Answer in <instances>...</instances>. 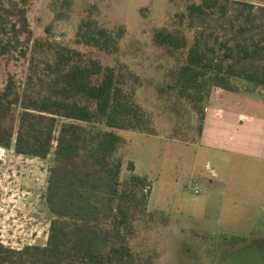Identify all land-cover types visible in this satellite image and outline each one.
Wrapping results in <instances>:
<instances>
[{"label": "trees", "instance_id": "16d2710c", "mask_svg": "<svg viewBox=\"0 0 264 264\" xmlns=\"http://www.w3.org/2000/svg\"><path fill=\"white\" fill-rule=\"evenodd\" d=\"M32 1L0 0V62L24 60L29 71L25 82L7 72L0 88V147L42 159L55 149L48 181L53 219L44 245L17 249L0 241V264H156L153 248L135 245L143 231L157 230L148 210L152 181L132 161L125 175L119 153L118 130L155 134L153 113L138 101L142 78L125 63L105 66L76 48L35 39ZM185 1L187 10L157 29L153 41L173 55L188 51L173 69L171 88L198 112L201 135L214 87L239 92V78L264 89V0ZM185 26L196 29L192 42ZM125 33L87 17L77 43L115 54ZM39 51L54 58L39 59ZM16 112L15 132L9 123Z\"/></svg>", "mask_w": 264, "mask_h": 264}, {"label": "rangeland", "instance_id": "374dc122", "mask_svg": "<svg viewBox=\"0 0 264 264\" xmlns=\"http://www.w3.org/2000/svg\"><path fill=\"white\" fill-rule=\"evenodd\" d=\"M188 4L185 0H33L29 17L35 39L76 48L105 66L125 63L142 78L138 101L153 113L155 134L118 130L124 174L132 161L136 172L152 181L148 210L154 213L151 223L157 230L143 231L135 245L153 248L159 254L156 264H264V125L244 147L233 144L219 151L199 142L198 112L171 88L173 69L188 51L173 55L153 41L154 32L175 24L174 17ZM87 17L110 29L125 28L117 53L77 43L79 25ZM183 29L192 42L196 29ZM35 56L54 58L45 51ZM9 71L25 82L28 62H0V88ZM235 84L241 93L264 91L239 78ZM219 89L214 87L212 93ZM9 126L17 131L18 112ZM54 150L42 159L0 147V241L5 245L20 249L46 244L53 219L48 181Z\"/></svg>", "mask_w": 264, "mask_h": 264}, {"label": "crops", "instance_id": "0c3cea01", "mask_svg": "<svg viewBox=\"0 0 264 264\" xmlns=\"http://www.w3.org/2000/svg\"><path fill=\"white\" fill-rule=\"evenodd\" d=\"M241 93L220 88L211 93L205 106V121L199 142L209 143L219 151L233 144L244 147L264 125V91ZM237 130L235 138L233 131ZM220 157V156H219Z\"/></svg>", "mask_w": 264, "mask_h": 264}]
</instances>
